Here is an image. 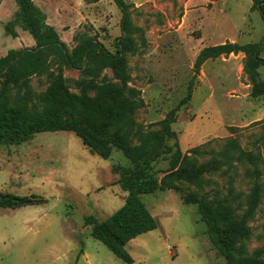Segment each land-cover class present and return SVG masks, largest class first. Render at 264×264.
Masks as SVG:
<instances>
[{
	"label": "rangeland",
	"instance_id": "1",
	"mask_svg": "<svg viewBox=\"0 0 264 264\" xmlns=\"http://www.w3.org/2000/svg\"><path fill=\"white\" fill-rule=\"evenodd\" d=\"M33 1L70 51L78 44L75 36L93 38L113 53L123 37L122 14L112 0ZM124 1L132 29L123 47L126 89L139 106L127 123L108 131L125 148L112 147L102 159L69 131L0 145V194L42 201L0 207V264H128L91 236L85 219L103 222L122 207L126 193L111 169L143 158H152L163 189L142 197L157 228L125 245L129 264H227L209 240L200 208L220 230L245 218L246 235L238 236L232 257L264 264V95L251 96L248 56L241 52L208 59L194 74L199 52L226 42L259 43L264 59L260 13L251 10L253 0ZM16 11L14 0H0V57L35 46L18 26L17 37L6 32ZM45 56L48 72L31 77L27 89L8 92L9 105L27 117L48 112V74L59 68L69 92L79 97L95 98L97 85L119 84L97 60L81 72L59 63L53 53ZM258 71L264 81V66ZM163 122L175 138L156 144L153 136ZM228 139L246 156L225 157ZM175 142L180 154H173ZM158 151L163 153L153 157Z\"/></svg>",
	"mask_w": 264,
	"mask_h": 264
},
{
	"label": "trees",
	"instance_id": "2",
	"mask_svg": "<svg viewBox=\"0 0 264 264\" xmlns=\"http://www.w3.org/2000/svg\"><path fill=\"white\" fill-rule=\"evenodd\" d=\"M17 11L14 19L5 25L8 35L17 37L14 27H20L33 39L35 46L25 49L9 50L0 57V145H21L31 140L35 134L42 132L69 131L79 137L88 147L91 154L102 159H108L112 147L125 148L124 144L108 129L114 124L127 123L130 114L139 104L127 95L126 83L129 79L124 48L130 40L132 29L129 23L128 5L124 0H112L122 14L121 32L123 37L116 41V51H108L103 44L90 37L75 36L78 42L71 51L60 39L55 28L47 23L45 14L33 0H14ZM97 2L99 0H92ZM251 10H257L264 21V0H253ZM259 43L238 45L223 43L203 48L196 57L194 74L208 59L221 55L244 53L248 56V73L251 80V96L254 98L264 95V81L260 80L259 67L264 66V59L259 57ZM46 53H53L59 63L67 68L86 72L89 62L97 60L101 67H108L119 84L104 83L96 86V97H79L69 92L62 76L61 68L56 75L49 73V87L46 103L48 112L31 117L25 116L20 110L9 105L8 92L11 88L27 89L31 77L48 72L50 63ZM192 85L190 83L189 87ZM190 90L186 99L190 98ZM92 118L101 119L96 124ZM163 129L153 136L156 144L167 138H175L166 122ZM264 138V137H263ZM176 152L180 154L177 142ZM171 151V148H166ZM163 153L158 151L155 156ZM237 159L246 156L235 140L228 139L223 154ZM152 158L135 159L133 166L113 167V174L119 176L118 184L126 193L124 204L103 222L86 218L85 224L91 226V236L102 242L118 259L131 263V258L125 251V245L144 233L157 228V222L142 201V197L163 189L157 180V172L150 165ZM189 175L185 179L191 181ZM42 201L17 198L0 194V207L17 209L28 205H36ZM199 213L208 225V237L213 246L227 260V264H262L254 258H233L232 248L238 236L246 235L245 218L237 225L220 230L211 224L203 208Z\"/></svg>",
	"mask_w": 264,
	"mask_h": 264
},
{
	"label": "crops",
	"instance_id": "3",
	"mask_svg": "<svg viewBox=\"0 0 264 264\" xmlns=\"http://www.w3.org/2000/svg\"><path fill=\"white\" fill-rule=\"evenodd\" d=\"M100 1H104V0H100ZM47 18V17H46ZM47 21H48V19H47ZM48 23V22H47ZM27 33V32H26Z\"/></svg>",
	"mask_w": 264,
	"mask_h": 264
}]
</instances>
